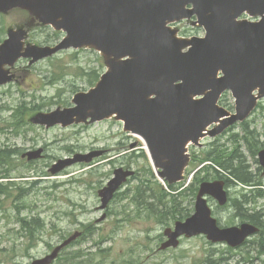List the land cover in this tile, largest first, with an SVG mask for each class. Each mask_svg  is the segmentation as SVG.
Returning a JSON list of instances; mask_svg holds the SVG:
<instances>
[{"label":"water","instance_id":"95a60500","mask_svg":"<svg viewBox=\"0 0 264 264\" xmlns=\"http://www.w3.org/2000/svg\"><path fill=\"white\" fill-rule=\"evenodd\" d=\"M14 8L29 11L40 23L63 30L66 36L55 46L41 47L25 43V28L9 29L0 45V86L15 78L11 68L20 58H31L33 64L70 48L96 49L107 66L96 87L74 96V107L40 111L29 121L50 128L116 115L127 131L144 139L158 175L170 183L182 179L190 141L199 144L201 137L219 135L244 121L264 96V0H0V12ZM245 13L261 19L238 21ZM193 17V23L205 29L204 37L180 38L178 29L169 26ZM226 90L236 99L234 113L218 104ZM42 152L40 148L23 157L38 159ZM102 154H75L60 159L50 171L56 174ZM259 158L264 168V149ZM134 174L122 167L114 170V177L98 191L101 209ZM205 195L225 204L224 181L201 184L196 212L165 230L168 240L160 249L179 246L181 236L202 233L213 242L236 247L257 231L248 223L221 229ZM80 235L74 233L30 264H51L60 249Z\"/></svg>","mask_w":264,"mask_h":264},{"label":"rangeland","instance_id":"374dc122","mask_svg":"<svg viewBox=\"0 0 264 264\" xmlns=\"http://www.w3.org/2000/svg\"><path fill=\"white\" fill-rule=\"evenodd\" d=\"M189 23L178 24L181 34L183 31L189 36L202 34L198 28L188 31ZM20 27L28 30L26 44L54 45L63 36L61 31L38 23L29 11L16 8L0 13V44L7 38L9 29ZM97 57L100 55L93 48H81L77 54L70 49L33 65L23 59L13 69L16 79L0 86V147L9 145L21 150L8 160V164L0 162V184L9 185L6 193L0 194V264H27L46 255L77 230H82L84 235L60 250L62 255L54 264H264V253L259 252L258 246L259 238L264 239V226L237 249L224 242L212 243L204 235L183 238L177 248L159 249L165 240L164 230L173 227L178 219L165 215L166 209L161 208V203L154 202L148 207V194L144 189L135 200L139 179L155 172L146 157L142 139L125 131L123 123L115 117L93 124L50 128L30 123L29 118L38 110H31L22 122L12 118L10 109L21 101L26 102L28 109L43 106L38 108L43 112L72 106L74 93L88 90L93 85L89 84L81 68L96 67ZM99 60L105 64L103 56ZM57 78L59 80L54 82ZM224 98L227 106L234 105L230 93ZM248 119L250 129L259 133L264 142V98ZM234 133L241 137L239 125L214 143L207 137L202 140L203 147L190 146L193 159L180 186L191 180L192 174L199 169L195 159H201L206 151L217 148L229 154L235 144L228 137ZM39 148L44 149L41 159L27 162L28 157H22L23 153ZM93 150L106 152L91 164H76L56 175L51 174L50 168L58 160ZM240 150L246 158L248 172L257 177V165L243 142ZM205 164L209 165V162ZM122 166L131 167L137 173L121 188L107 209L101 210L97 192L113 177L115 168ZM218 169L220 171L204 169L196 176L200 181L210 178L230 180L227 189L232 201L246 192L255 200L254 209L264 212V197L258 196L260 187L244 188L232 181L234 178L227 171ZM257 180L264 184V177ZM261 189L264 191V187ZM178 190L176 201L180 198L181 205L177 208L180 212L176 218L184 212L192 215L196 194L179 187ZM232 201L226 212H217L219 204L214 199L209 201L214 216L223 224L244 221L230 214L235 210ZM240 208L245 213L244 206ZM160 213L164 219L158 221L156 214L160 216ZM35 218L40 220L39 226L30 225Z\"/></svg>","mask_w":264,"mask_h":264},{"label":"trees","instance_id":"16d2710c","mask_svg":"<svg viewBox=\"0 0 264 264\" xmlns=\"http://www.w3.org/2000/svg\"><path fill=\"white\" fill-rule=\"evenodd\" d=\"M74 53L77 54L78 52H74ZM99 59L100 58L97 57L98 63L96 67L90 68L89 70H87L85 67H82L83 69L81 68V70H83V73H86V76L88 78L87 80L89 81V84L91 85L92 84L94 85L98 81L99 77L104 71V67ZM63 78L64 77H62L61 80ZM57 80H59V78H57L54 82H56ZM25 103H26L25 101H21L20 104L10 109L12 110V118L17 120L18 122H22V120H24V118L27 117V115L31 113L30 112L31 110H40L41 108H43V106L41 108L39 106V107H33V108L28 109L25 106ZM241 128H242L241 137H238L239 135L234 133L228 138L230 141H232L235 144V147L232 148V151L229 154L220 149L212 148L211 150L206 152L204 157L200 160L201 161L210 160L211 166L213 169L218 171L217 168L219 167V168H222L224 171H227V173L232 178H234V179H231L234 182L240 183L247 187H260L258 196L264 197V191L261 189L262 187H264V184L262 183V181H258V180L256 181L257 178H261L260 176L261 169L259 168L257 170V177H256V174L252 175V173L248 172L247 170L248 167L247 165H245L246 158L240 150L241 142H243L244 146L246 147L248 151V154L252 156L253 159L256 160V162H258L256 156L259 150L261 149V147L264 146V142L260 140L259 133H257L253 129H250V125H248L247 123L242 124ZM20 153H21V150L19 148L12 147L9 145H4L3 148L0 147V162H4V163L6 162L8 164V160L12 158L13 155H18ZM151 171L152 169L150 168L149 172ZM19 177H23V175ZM229 181L230 180H228L227 182ZM256 183L258 184L256 185ZM139 185L140 186L137 187V193L135 196V200L138 199L137 194L145 190L144 191L145 194L146 195L148 194L146 196L147 198L146 204L148 207H150V205L153 206L154 202H158L162 204L161 208L166 209L164 214L165 215L169 214L174 219H181L188 215L184 212L183 215H180V217L176 218L177 217L176 214L180 212L178 211L177 208L180 207L181 200L179 198V200L176 201V198L179 196L177 194V187L175 185L167 184V188H166L165 185L155 176V174H151V173H150V177L140 178ZM6 188H9V185L8 184L4 185L1 183L0 184V194H5L7 190ZM196 190L193 187L188 188V191L193 192V193L194 191L196 192ZM242 196H243L242 198H244L243 200L234 199V201L236 202V205L244 206L245 204H248V203H251V204L255 203L254 198L251 199L248 196V194H243ZM174 209H177V211L173 212L172 210ZM156 216H157L158 221L164 219V215L162 213H160V216L157 214ZM256 216L250 217L252 222L258 225L259 227L264 226V221L258 220L257 219L258 217ZM39 222L40 220L38 218L37 219L35 218L30 221V225L34 224L36 226H39ZM258 246H259V252L264 253V239H262L261 237L258 240Z\"/></svg>","mask_w":264,"mask_h":264},{"label":"flooded vegetation","instance_id":"af4514ba","mask_svg":"<svg viewBox=\"0 0 264 264\" xmlns=\"http://www.w3.org/2000/svg\"><path fill=\"white\" fill-rule=\"evenodd\" d=\"M226 185H227V187H229L228 186L229 185L228 182L226 183ZM228 195H229V190H228ZM211 199H213V198L212 197H208V202ZM231 201H232V199L229 196V201L226 204V206L221 207V206L218 205V208H217L216 211L217 212H220V211L226 212L227 211L226 209H228L229 207H231V205L228 206L231 203ZM232 202H234L233 205H232V207L235 210H234V213H230V214H233V215H236L238 217H241L243 220L251 221V223H253V222L250 219V217L256 216V214H257V216H256V217H258L257 219L260 220V221H264V219H263L264 212L261 213V210L254 209L253 206H252L253 204H251V203L245 204L244 205L245 213H243V211L241 210L240 206L239 205H236V202L234 200ZM218 223H219L220 226H225V228H226V227H231L232 225L241 226V224L243 223V221L238 220L237 222H234V223H226V224H223L221 221H219Z\"/></svg>","mask_w":264,"mask_h":264},{"label":"bare ground","instance_id":"6f19581e","mask_svg":"<svg viewBox=\"0 0 264 264\" xmlns=\"http://www.w3.org/2000/svg\"><path fill=\"white\" fill-rule=\"evenodd\" d=\"M28 152H32V151H28ZM25 153H27V152H25ZM25 153H23L22 154V157H23V155L25 154ZM23 158H27V156H25V157H23ZM28 159V158H27ZM223 181H224V186H225V189H226V191H227V193H228V189H227V185H226V183H227V180L226 179H223ZM236 181V180H235ZM237 183V182H236ZM237 184H240V183H237ZM242 185V184H241ZM244 186V185H243ZM244 188H247V186H244ZM252 188V187H251ZM243 194H247L246 192L245 193H242V195ZM243 196H239L237 199H239V200H243L244 198H242ZM228 201H229V198H228ZM228 201H227V203H228ZM243 225V224H242ZM242 225L241 226H235V227H242ZM251 225H253L256 229H257V231L256 232H253L251 235H256V234H258L259 232H260V230H261V227H259L258 225H256V224H254V223H251ZM39 228V227H38ZM226 228H232V226L231 227H226ZM72 236V235H71ZM70 236V237H71ZM69 237V238H70ZM69 238H67L66 240H68ZM79 237H77L76 239H78ZM76 239H74V240H76ZM66 240H64L61 244H59V245H57L56 247H58V246H60V245H62ZM74 240H72L68 245H66V246H64V247H62L60 250H63L65 247H67V246H69ZM245 244V243H244ZM240 246V245H239ZM60 252V251H59Z\"/></svg>","mask_w":264,"mask_h":264}]
</instances>
